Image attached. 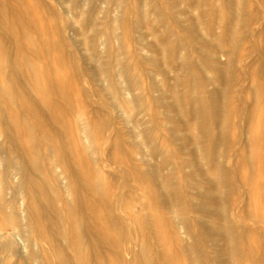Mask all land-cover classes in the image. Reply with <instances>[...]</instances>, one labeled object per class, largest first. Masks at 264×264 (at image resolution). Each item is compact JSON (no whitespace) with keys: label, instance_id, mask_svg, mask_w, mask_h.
<instances>
[{"label":"rangeland","instance_id":"rangeland-1","mask_svg":"<svg viewBox=\"0 0 264 264\" xmlns=\"http://www.w3.org/2000/svg\"><path fill=\"white\" fill-rule=\"evenodd\" d=\"M232 4H236V7L232 8ZM116 7L117 0H0V11L3 9L8 15L5 22L9 28L15 26L14 19L20 14L18 9L29 12L42 19L47 28L46 33L70 53L74 66L72 70L70 64L62 68L53 65L46 73L49 77L64 76L67 81L66 90L71 103L66 105L65 101L60 100L61 121L68 126V132L78 139V147L88 156L90 170L98 172L104 184L109 186L107 198L112 202L109 212L140 218L156 214L168 222L169 239L177 246L173 251L177 261L175 264H227L222 252L214 247L218 240L216 236L201 231V235L195 237L192 231L183 234L178 228L179 218L191 216L207 226L217 223V218L200 208L176 214L173 212V209H177L175 201L172 210L155 206L142 195V183L128 180L131 183L127 187L122 174L130 167L146 168V165L143 166L145 162L159 163L160 152L170 150L171 155L168 156V151L162 171L166 173L171 170L170 182H176L179 191L185 194L181 205L198 202L199 198L194 192L202 184L198 183V173L193 170V157L187 152L193 146L184 135L182 124L192 119V100L196 96L201 97L204 92L218 88V101L224 102V81L213 73L207 58L214 56L215 61L225 63L230 50V35L242 28L243 37L233 61V82L228 100L235 115H232L228 130L231 146L226 150L225 159H219L229 169L230 179L234 183L232 204L226 217L243 233L240 263L263 264L260 259L251 261L249 255L250 249L253 250L259 239L264 237V173L260 169V157L264 155V131L255 142L250 141L251 134L264 130V0H124L123 7L117 12L121 18L115 22ZM199 8L206 11L201 24L195 19ZM191 20L195 25H192ZM192 27H195V31L190 33ZM153 32L162 36L163 42L173 41L178 36L184 37L183 44H177L172 58L167 62L156 58L155 62L145 60L155 54L151 48L147 53L149 55L146 54V47L154 41ZM40 34L39 27H35L30 36L37 38ZM101 41L104 42V48L100 45ZM185 54L193 63L205 66L196 77L190 75L186 78L185 73H180L178 63ZM125 59L131 60L130 66L123 67L122 61ZM119 68L124 69L126 77L130 74L134 76L130 85L131 91L136 94L133 99H129L122 91L125 81L123 78L118 79ZM40 69L43 66L36 64L30 70L38 72ZM178 76L181 79H177ZM194 79L199 82L204 80L199 87L200 92L193 88ZM207 79L209 81H205ZM175 94L181 95L183 114L169 107ZM54 98L60 99L56 93ZM0 108L5 109L1 99ZM94 112L100 113L106 120L104 130L98 131L94 124ZM252 112L254 117L250 120ZM85 119L90 121L88 132L93 142L91 147L81 138ZM216 123L208 121L205 135L200 132L202 154L210 151L211 140L208 139L221 126L220 122ZM143 128L148 129L144 136L140 131ZM118 141L123 146L120 149L115 147ZM26 144L27 141L24 146ZM213 147L218 152V144L215 143ZM42 152L44 154L45 151ZM251 152L257 154L252 167L248 164ZM208 163L207 168L212 162ZM48 167L44 174L52 173ZM4 172L0 166V175H4ZM244 178L247 184L242 183ZM249 179H254V183H250ZM258 179L261 184H258ZM147 184L153 186L149 180ZM53 193H56L54 204L63 208L66 196L61 187L57 185ZM119 193L120 202H115L113 196ZM5 197L8 203L14 198V192L6 191ZM88 202L95 204L96 199L91 197ZM248 209L256 212L257 220L246 218ZM58 212L60 220L56 219L57 223L75 231L79 220L74 218L70 223L68 208ZM101 213L103 211L96 214ZM97 220L96 215L85 218L89 225ZM25 227V222L12 214L11 208H7L4 203L0 213V264L8 261L12 264H33L14 235V232L23 233ZM89 232L90 228L86 227V233ZM97 238L92 236L90 239L93 241L89 240L98 244L100 238ZM57 241V247H63L68 255L71 251L74 254V250L70 245L66 246L62 238ZM8 244H12V253L4 249ZM190 244L192 248L187 250ZM90 253L93 259L94 251ZM155 253L156 257L159 254L161 264H166L162 261L158 247ZM111 255V250L106 248L104 260H110ZM162 257L165 258L164 255Z\"/></svg>","mask_w":264,"mask_h":264},{"label":"bare ground","instance_id":"bare-ground-1","mask_svg":"<svg viewBox=\"0 0 264 264\" xmlns=\"http://www.w3.org/2000/svg\"><path fill=\"white\" fill-rule=\"evenodd\" d=\"M123 4L124 0H117L116 13L120 11ZM232 6L234 8L236 4ZM202 9L205 10V8ZM17 11L20 14L15 17V26L12 28H9L5 22L8 20V15H5L3 9L0 11L3 27L0 29V99L5 106V109L0 108V166L5 171L4 175H0V213L6 203L7 208H11L12 214L18 215L25 222L26 227L23 233L14 232L21 249L28 253L33 264H161L159 254L156 257L155 253L158 247L160 254L162 253V261L166 264H175L177 261L173 251L177 246L169 239V224L160 215L149 214L140 218V216L129 217L108 211L112 205L107 198L109 186L104 184V179L98 172L90 170L87 164L88 156L78 147V139L68 132V126L61 121L60 100L65 101L66 105L71 103L70 95L66 90L67 81L64 76L49 77L46 74L49 67L53 65L62 68L70 64V70H72L74 66L71 64L70 53L46 33L47 28L42 19L39 20L24 10ZM205 13L206 11L199 8L195 15L199 24L202 23ZM119 14L115 15V22L121 18ZM191 23L195 25L192 20ZM35 27L41 30L40 37L30 36ZM194 31L195 27H192L190 33ZM153 35L154 41L146 47L148 48L146 54L150 48L155 51V54L144 58L151 62H155L154 58L167 62L172 58L177 44L184 42L183 36H178L170 42H163L162 36L155 32ZM242 37V28L231 33L230 50L226 55L225 63L215 61L214 56L207 58L213 73L224 81V102L218 101V88L204 92L201 97L196 96L192 100V119L185 120L182 124L184 135L193 146L187 149V152L193 157L192 161L195 164L193 170L197 171L198 183L202 184L199 190H197L199 186H196L194 192L199 198L198 202L181 205L180 202L185 194L179 191L176 182H170L172 181L171 170L166 173L162 171V165H165V158L170 150L160 152L159 163L149 161L146 164L145 162L143 166L146 165V168L134 166L122 174L127 187L131 183L128 180H133L136 184L142 183V195L155 206L160 205L172 210L175 201L177 209H173V212L176 214L179 211L190 212L194 208H200L216 217L218 222L210 226L191 216L181 220L179 218L177 219L178 228L183 234L192 231L195 237L200 236L201 231L216 236L218 240L214 243V247L222 252L227 264H241L240 241L243 237L242 231L237 230L235 224L226 217L232 204L234 183L230 179L229 169L221 161L225 159L226 150L231 146L228 130L234 109L228 105V100L233 82L231 75L233 61ZM100 45L102 48L105 47L103 41ZM130 61L126 59L122 61L123 67L130 66ZM36 64L43 66V69L38 72L31 71L30 69ZM178 66L180 73H185L186 78L190 75L196 77L198 71L205 67L204 64H195L190 61L186 54L182 56ZM121 78L125 81L122 88L124 94L129 99L136 97L130 87L134 76L130 74L126 77L124 69L119 68L118 79ZM177 79H181L180 76ZM203 82L204 80L199 82L198 79H194L193 88L196 92H200L199 87ZM54 93L60 99L56 100ZM169 104V107H174L176 111L183 114L184 108L181 105L180 94H175L172 103ZM94 114L93 120L98 131L104 130L106 120L100 113L94 112ZM251 117H254L253 112L250 114V120ZM208 121L214 124L220 122L221 126L219 131L208 139V141L211 140L210 151L202 154L200 132L205 135ZM60 122L62 124L59 125ZM147 130L140 129L141 135L144 136ZM88 131L90 132V121L85 119L81 138L88 147H91L93 142ZM263 131L251 134L250 141L257 140ZM25 141L28 142L26 146H24ZM215 143L219 146L218 152L213 147ZM115 147L120 149L123 146L118 141ZM41 149L45 151L44 154ZM170 155L171 151L168 156ZM250 156L248 164L252 167L257 154L251 152ZM208 162L212 163L207 168L206 165L210 164ZM260 164L263 174L264 155L260 157ZM47 167L48 170H52L51 174H44ZM148 180L154 187L147 184ZM249 182L253 184L254 179H249ZM242 183L247 184V180L244 178ZM259 183L261 184L260 179H258ZM57 185L66 196L63 208H68L70 211V223L74 218L79 220L75 231L59 225L56 221V219L60 220L58 211L63 209L58 208L53 202L56 196L53 189ZM9 190L14 192V198L7 203L5 196L6 191ZM120 195L119 193L113 196L115 202H120ZM262 195L260 192L261 197ZM91 197L96 199L95 204L88 202ZM98 211L103 213L97 215ZM93 215L98 216V220L96 223L87 224L85 218ZM245 216L258 219L256 212L251 209L245 212ZM86 227L90 228V234L86 233ZM92 236L100 238L98 244L90 242V240L93 241L90 239ZM60 238L64 240L66 246H71L74 254L71 251L68 255L63 247L56 246ZM11 245L8 244L4 248L9 253L13 252ZM187 246V250L192 248L191 244ZM106 248L112 252L108 261L103 258ZM91 250L94 251L93 259H91ZM163 255L165 258L162 257ZM196 256L199 257L198 254ZM249 258L251 261L260 259L264 264V237L259 239L253 250L250 249ZM2 263L12 264L9 261Z\"/></svg>","mask_w":264,"mask_h":264}]
</instances>
